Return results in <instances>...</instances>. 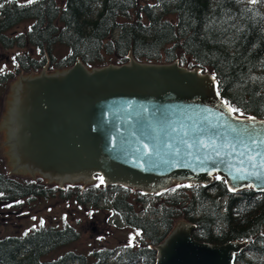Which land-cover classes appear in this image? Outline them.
<instances>
[{"label": "trees", "instance_id": "trees-1", "mask_svg": "<svg viewBox=\"0 0 264 264\" xmlns=\"http://www.w3.org/2000/svg\"><path fill=\"white\" fill-rule=\"evenodd\" d=\"M22 23L26 27L16 29ZM60 46L66 53H56ZM15 49L12 66L0 72V86L21 73L46 65L68 68L78 59L89 68L124 64L130 55L142 62L178 60L214 74L221 97L238 115L264 119V0H10L0 5V52ZM11 180V192L1 190L0 199L18 208L25 200L59 198L90 214L106 203L135 234L113 260H107L111 251L98 249L45 260L81 233L67 224L40 226L0 236V264H156V246L180 219L196 224L199 242L247 240L235 264H264V193L253 188L232 191L215 177L210 184L176 183L146 195L126 186L107 188L101 178L63 187L42 177Z\"/></svg>", "mask_w": 264, "mask_h": 264}, {"label": "water", "instance_id": "water-1", "mask_svg": "<svg viewBox=\"0 0 264 264\" xmlns=\"http://www.w3.org/2000/svg\"><path fill=\"white\" fill-rule=\"evenodd\" d=\"M52 72L21 73L8 87L0 152L10 173L61 185L101 176L146 194L219 177L232 191L264 193V119L236 114L210 72L132 55L121 65L88 68L79 59ZM195 230L178 220L156 246V264H235L249 244L199 242Z\"/></svg>", "mask_w": 264, "mask_h": 264}, {"label": "rangeland", "instance_id": "rangeland-1", "mask_svg": "<svg viewBox=\"0 0 264 264\" xmlns=\"http://www.w3.org/2000/svg\"><path fill=\"white\" fill-rule=\"evenodd\" d=\"M4 1L7 0H0V5ZM18 1L25 2L29 0ZM25 27L26 24L22 23L16 29L22 30ZM16 50H3L0 52V72L12 66L11 56ZM66 51L63 46L56 48V53L59 55L66 53ZM10 83L11 81L0 86V118ZM0 170L11 178H27L10 173L6 168V160L1 152ZM40 177L41 175L36 176V178ZM96 181L93 183H96ZM107 194L111 198L113 192L109 191ZM91 207V205H87V209ZM92 222H95V224ZM66 224L75 227L81 233L80 238L59 250L47 253L45 260L55 259L68 251L91 255L95 249L111 251L113 254L107 260H113L118 251L124 247L123 245L128 244L135 234V230L127 227L119 216H115L111 207L106 203L100 204L96 210L92 208L90 214L86 210L76 207L71 201L66 202L59 198L44 197L29 202L25 201L22 209L15 205L8 206L3 202L0 203V236L9 234L25 235L40 226L60 227ZM90 224H93V227L98 226V232L91 231ZM89 258L93 261L96 260L94 256Z\"/></svg>", "mask_w": 264, "mask_h": 264}, {"label": "flooded vegetation", "instance_id": "flooded-vegetation-1", "mask_svg": "<svg viewBox=\"0 0 264 264\" xmlns=\"http://www.w3.org/2000/svg\"><path fill=\"white\" fill-rule=\"evenodd\" d=\"M7 126V125H6ZM8 130V128H6ZM11 177L10 176H7V175H3V176H0V192L1 190L4 192V191H8V192H4V194L6 195L7 193L11 192L12 190V187H11ZM1 196V194H0ZM39 199V198H38ZM4 201H2L0 199V203Z\"/></svg>", "mask_w": 264, "mask_h": 264}]
</instances>
